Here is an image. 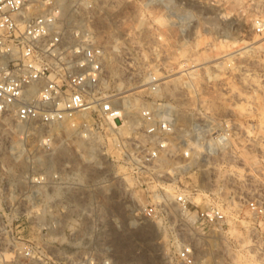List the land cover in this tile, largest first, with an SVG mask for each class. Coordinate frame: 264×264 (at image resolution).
<instances>
[{
  "label": "built area",
  "instance_id": "2783aa9c",
  "mask_svg": "<svg viewBox=\"0 0 264 264\" xmlns=\"http://www.w3.org/2000/svg\"><path fill=\"white\" fill-rule=\"evenodd\" d=\"M144 1L158 6L180 28L184 13L190 11L188 0ZM199 2L208 10H233L231 0ZM239 10L251 13L253 38L263 43L264 0H241ZM98 11L96 0H0V264H98L91 255L69 262L58 259L51 250L21 238L9 227L23 218L15 214L17 207L45 204V189L50 191L49 219L54 230L67 209L87 203L99 207L101 196H114L116 180L132 191L146 193L135 200L137 208L127 209L133 219L129 224L173 222V205L189 215L195 213L202 224L222 228L228 221L217 203L199 207L193 202L176 179L182 163L176 158L191 159L193 138L202 145L206 158L226 150L232 138L230 120L213 113L197 116L187 125L184 139L177 138L178 127L183 126L165 106L167 101L157 97L161 79L153 68L156 58L152 64L145 59L140 64L130 51L134 23L125 36H113L111 44L117 38L123 51L125 81L119 85V77L107 67L108 46L95 27ZM235 56L232 52L226 59ZM135 100L142 105L135 106ZM75 140L93 145L91 158ZM10 143L11 151L6 149ZM4 154L17 171L22 170L18 184H10ZM43 157L49 161L47 166L41 164ZM243 199L252 219L248 247L261 263L264 196L255 191ZM82 213V220L91 219ZM97 232L87 227L84 235ZM59 238L53 237L56 250L52 251H68L56 248ZM72 246L89 254L100 250L92 242ZM241 246L248 251L243 242ZM101 250L110 252L107 247ZM177 260L198 264L190 243L181 244ZM104 264L112 262L106 259Z\"/></svg>",
  "mask_w": 264,
  "mask_h": 264
},
{
  "label": "rangeland",
  "instance_id": "374dc122",
  "mask_svg": "<svg viewBox=\"0 0 264 264\" xmlns=\"http://www.w3.org/2000/svg\"><path fill=\"white\" fill-rule=\"evenodd\" d=\"M96 1L99 11L95 27L108 48H111L113 37L109 32L117 28L115 33L125 36L128 27L134 23V43L129 48L139 57L140 64L144 59L145 63L152 64V58H157L161 68L152 67L158 76L159 71L171 74L191 66L198 68L194 78H189L186 70L169 77L185 76L175 85H169L172 91L157 94L175 106L179 125H188L197 116L210 113L230 120L232 138L229 147L206 158L202 155V145L198 143L200 151L192 150L189 160L195 158L198 164L194 163L188 171H179L176 176L199 207L217 203L225 211L228 221L222 225L223 234H219L217 226L200 223L195 213L182 218L175 205L170 207L173 222L138 220L136 225L129 224L133 219L127 209L137 208L135 200L146 193L132 191L120 180L114 182V196H101L105 198L104 206L89 207L98 216L101 213L102 219L85 221L80 218L81 211L67 209L63 212L66 217L54 230L49 219L51 206L22 205L15 209V214H23V218L9 227L21 238L37 242L51 250V255L67 262L91 255L98 264H104L106 259L112 264H179V247L182 243H190L198 264H263L264 258L260 263L241 246L252 227L250 210L243 198L255 191L264 196V155L259 147L264 135V44L260 46L262 40L253 38L251 13L239 10L241 0H231L233 10L229 13L208 10L199 0H188L190 11L184 13V24L180 28L170 15L164 14L158 6L147 5L144 0ZM223 39L235 44L226 49L221 46ZM249 43L255 47L246 56L236 55L233 60L226 59L229 55L220 57ZM217 47H222L220 51L223 52L218 53ZM117 53L118 57L115 56L121 68L122 49ZM244 66L248 75L244 73ZM107 67L108 70L111 68L109 61ZM244 76L254 83L252 87L245 84ZM252 141L257 142L256 146L250 145ZM176 159L185 162L179 156ZM201 179L205 181V187L201 186ZM236 212L239 216L235 215ZM181 221L184 222L182 228L177 224ZM87 224H93L97 229L94 236L84 235ZM233 229H237L241 237L232 233ZM54 236L61 240L56 248L68 251H52L56 250L53 248ZM91 242L100 249L98 252L89 254L72 246ZM101 247L109 248L110 252L102 251Z\"/></svg>",
  "mask_w": 264,
  "mask_h": 264
},
{
  "label": "bare ground",
  "instance_id": "6f19581e",
  "mask_svg": "<svg viewBox=\"0 0 264 264\" xmlns=\"http://www.w3.org/2000/svg\"><path fill=\"white\" fill-rule=\"evenodd\" d=\"M110 9V8H109ZM104 24V23H103ZM99 25V24H98ZM97 25V26H98ZM115 29V28H114ZM118 29L116 28V31H117ZM115 30H114V32H109L108 34L110 35V36H115L116 34H118V33H115L116 32ZM107 35V34H106ZM117 40V38H115V40H114V43L113 44H110V46H111V48H108V49H110L109 50V52L111 51V49H112V51H116V52H113L112 53V51L110 52V54L112 53L113 54V56L112 55H110V57L111 58H109V62H110V64H111V68L109 69L110 71H111V73L115 76V77H119V79L117 80L118 81V83H119V85H121L125 80L122 78V70H120L121 68H119V63L120 62H118L117 61V59H116V56L118 57V55H116V54H118L117 52L118 51H120L119 50V45L117 44V42H115ZM222 41V40H221ZM223 44H221V46L222 47H226V49L228 48V47H233V45L235 44V42L234 41H230V40H226V39H223ZM262 44H264V42L263 43H259V45L261 46ZM222 47H217V49L219 50V52L218 53H221V52H223V51H220V50H223V49H221ZM255 46L254 45H252V43H249V44H247L246 46H243V47H241V48H239L238 50H234V51H230V52H226V53H224V54H222L220 57H226V56H228L229 54H231L232 52H235V51H239L236 55H239V57L240 56H246V55H248V52L250 53V51H252L253 50V48H254ZM256 47H258V46H256ZM116 53V54H115ZM116 55V56H115ZM146 56V55H145ZM229 57V56H228ZM227 58V57H226ZM122 62V61H121ZM121 65H122V63H121ZM216 65V64H215ZM161 62H159V61H157V58H156V63H155V67H157L158 69H160L161 67ZM182 66H184V65H182ZM192 67V66H191ZM191 67H188V68H184V69H180V70H176V71H174V72H172L171 74H162V73H160V71H159V73L158 74H160L159 75V77H160V79H161V84H160V87H162L161 89H160V95L161 94H163V91H165V90H170V91H172L171 89H170V87H169V85L170 84H172V85H175L183 76H184V74L183 75H177V76H174V77H172V78H169V77H171V76H173V75H175V74H177V73H179V72H182L183 70H186V73L185 74H187L188 75V77L189 78H194V76L196 75V71H197V69H195V68H191ZM243 69H244V73H245V75H248L247 73V68L244 66L243 67ZM207 73H209L208 72V70H207ZM211 73V72H210ZM210 75V74H209ZM185 77V76H184ZM187 77V76H186ZM212 78V77H211ZM243 78V77H242ZM208 79V78H207ZM244 81H245V84L247 85V86H249V87H252L253 86V82L252 81H250L248 78H247V76H244ZM191 80V79H190ZM181 81V80H180ZM159 95V96H160ZM134 105L135 106H138V105H142V103L140 102V101H138V100H135L134 101ZM165 106L170 110V112L173 114V115H175L176 116V119H177V121H179V117L176 115V108H175V106L174 105H172L171 103H167L166 102V104H165ZM261 125V124H260ZM184 127H178L179 129H178V131H177V138H180V139H184V136L185 135H187L188 134V130H187V125H186V123H185V125H183ZM264 129V128H263ZM264 131V130H263ZM262 133V132H261ZM251 139V138H250ZM249 139V140H250ZM247 140H248V137H247ZM252 140V139H251ZM250 140V141H251ZM260 141L262 142V144H260V149H261V152H262V155H264V144H263V141H264V135H262L261 136V138H260ZM260 142V143H261ZM199 142H198V140L197 139H195V138H193L192 139V142H191V144H190V148L192 149V150H195V151H200V147L201 146H199V144H198ZM256 143L257 142H250V145L253 147V146H256ZM4 144V143H3ZM75 144L77 145V147H79V148H82L85 152V156L87 157V158H91V156H92V151H93V145L92 144H90V143H87V142H83L82 140H75ZM181 144L182 145H185V142H181ZM259 144V143H258ZM7 150H9V151H11V150H13L14 149V146H13V144L12 143H10L9 145H7V148H6ZM233 152V151H232ZM196 153V152H195ZM217 155V154H216ZM2 160H3V164L5 165V167H7V171H8V178H9V181H10V184L11 185H14V184H18L20 181H21V177H19V176H21L22 175V170H20V171H17L16 170V165L13 163V161H11V159L8 157V156H6L5 154H4V156L2 157ZM48 159L47 158H45V157H43L42 158V160H41V164L42 165H48ZM196 164L197 163V161H196V159L194 158L193 160H191V161H185V162H183V163H180L179 164V166L181 167L180 168V171H188L189 170V168L191 167V166H193V164ZM198 164V163H197ZM200 184H201V186L202 187H205L206 186V184H205V181L203 180V179H201L200 180ZM56 192V191H55ZM44 193H45V199H46V201H45V205H47V206H50V204H49V201H48V199H49V195H50V191H48V190H44ZM102 203L103 204H105V198L104 199H102ZM103 204H101V205H103ZM100 205V206H101ZM99 206V207H100ZM104 206V205H103ZM90 206L88 205V203L86 204V205H77V206H75L74 207V210H76V211H83V212H85V213H87V215H89V217L91 218V220H93V221H95V220H98V219H102V216H100V214L101 213H99V216H98V214H96L95 212H94V209H91V208H89ZM99 209H101V208H98V210ZM179 211V210H178ZM179 213H180V216L183 218V216H186V214H188V212L187 211H184V210H180L179 211ZM66 219V218H65ZM83 220H85V221H87V219L86 218H84ZM51 223V222H50ZM46 224V223H45ZM52 225L54 224V222L53 223H51ZM94 224V223H93ZM93 224H87V226H86V228L87 227H91V228H94L93 227ZM178 224V226L179 227H183L184 226V222L183 221H181V222H179V223H177ZM51 225V226H52ZM176 227V226H175ZM85 228V229H86ZM248 229V228H247ZM217 231L219 232V234L220 235H222L223 233H222V229L220 228V227H218L217 228ZM232 233H234V234H237V236H240L241 237V233L240 232H238V230L236 229H233L232 231H231ZM243 245L245 246V247H248L249 245H250V242H249V240H247V239H243ZM249 254H250V256H252V258L253 259H255V260H257L258 259V257H256V255L253 253V251H252V249L250 248V247H248V251H247ZM264 258V257H263ZM264 260V259H263ZM262 262V261H261ZM263 264H264V261H263Z\"/></svg>",
  "mask_w": 264,
  "mask_h": 264
}]
</instances>
